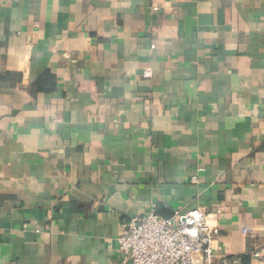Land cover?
I'll return each mask as SVG.
<instances>
[{"label": "crops", "instance_id": "0c3cea01", "mask_svg": "<svg viewBox=\"0 0 264 264\" xmlns=\"http://www.w3.org/2000/svg\"><path fill=\"white\" fill-rule=\"evenodd\" d=\"M153 203L264 264V0H0V264H117Z\"/></svg>", "mask_w": 264, "mask_h": 264}, {"label": "built area", "instance_id": "2783aa9c", "mask_svg": "<svg viewBox=\"0 0 264 264\" xmlns=\"http://www.w3.org/2000/svg\"><path fill=\"white\" fill-rule=\"evenodd\" d=\"M144 76L150 77V71ZM207 217L204 209L194 208L164 218L153 203L146 215H134L123 223L117 237L122 258L117 264H242L240 257L218 255L220 245L213 243L219 229ZM250 254L264 261V246Z\"/></svg>", "mask_w": 264, "mask_h": 264}, {"label": "water", "instance_id": "95a60500", "mask_svg": "<svg viewBox=\"0 0 264 264\" xmlns=\"http://www.w3.org/2000/svg\"><path fill=\"white\" fill-rule=\"evenodd\" d=\"M158 212L161 213V215L164 217V218H170L171 216L174 215L175 211L173 210H169L168 212L166 211V207L164 205H160L159 208H158Z\"/></svg>", "mask_w": 264, "mask_h": 264}, {"label": "trees", "instance_id": "16d2710c", "mask_svg": "<svg viewBox=\"0 0 264 264\" xmlns=\"http://www.w3.org/2000/svg\"><path fill=\"white\" fill-rule=\"evenodd\" d=\"M249 257H251V254L249 253Z\"/></svg>", "mask_w": 264, "mask_h": 264}]
</instances>
